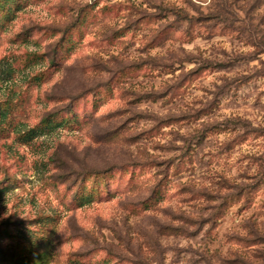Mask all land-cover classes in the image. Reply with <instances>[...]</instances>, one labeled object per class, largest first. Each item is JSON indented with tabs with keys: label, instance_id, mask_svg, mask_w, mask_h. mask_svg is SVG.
I'll return each mask as SVG.
<instances>
[{
	"label": "rangeland",
	"instance_id": "1",
	"mask_svg": "<svg viewBox=\"0 0 264 264\" xmlns=\"http://www.w3.org/2000/svg\"><path fill=\"white\" fill-rule=\"evenodd\" d=\"M0 221V264H264V0H0Z\"/></svg>",
	"mask_w": 264,
	"mask_h": 264
},
{
	"label": "trees",
	"instance_id": "2",
	"mask_svg": "<svg viewBox=\"0 0 264 264\" xmlns=\"http://www.w3.org/2000/svg\"><path fill=\"white\" fill-rule=\"evenodd\" d=\"M43 120L44 121H47V117H45ZM236 120H238V119H236ZM0 224L3 225V226H7L8 225V222H6V221H0Z\"/></svg>",
	"mask_w": 264,
	"mask_h": 264
}]
</instances>
